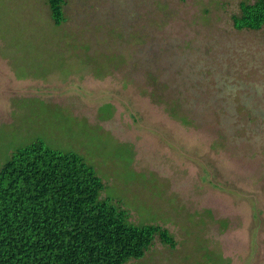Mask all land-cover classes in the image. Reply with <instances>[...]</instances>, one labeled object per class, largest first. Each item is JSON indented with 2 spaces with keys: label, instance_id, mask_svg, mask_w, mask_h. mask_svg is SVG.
<instances>
[{
  "label": "rangeland",
  "instance_id": "1",
  "mask_svg": "<svg viewBox=\"0 0 264 264\" xmlns=\"http://www.w3.org/2000/svg\"><path fill=\"white\" fill-rule=\"evenodd\" d=\"M64 1L57 27L47 0H0V168L37 140L82 155L177 241L128 264H264V27L232 24L249 0Z\"/></svg>",
  "mask_w": 264,
  "mask_h": 264
},
{
  "label": "trees",
  "instance_id": "2",
  "mask_svg": "<svg viewBox=\"0 0 264 264\" xmlns=\"http://www.w3.org/2000/svg\"><path fill=\"white\" fill-rule=\"evenodd\" d=\"M47 5L60 26L65 1ZM232 24L237 31L261 30L264 0L240 2ZM104 191L76 152L50 149L41 140L16 149L0 168V264H128L142 260L155 240L176 248L167 228L132 222L121 201Z\"/></svg>",
  "mask_w": 264,
  "mask_h": 264
}]
</instances>
